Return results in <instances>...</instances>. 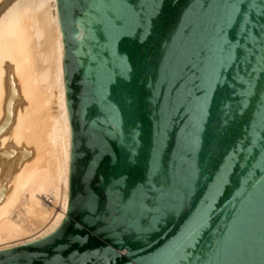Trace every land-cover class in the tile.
Segmentation results:
<instances>
[{
    "label": "water",
    "instance_id": "1",
    "mask_svg": "<svg viewBox=\"0 0 264 264\" xmlns=\"http://www.w3.org/2000/svg\"><path fill=\"white\" fill-rule=\"evenodd\" d=\"M66 217L0 264H264V0H56Z\"/></svg>",
    "mask_w": 264,
    "mask_h": 264
},
{
    "label": "bare ground",
    "instance_id": "2",
    "mask_svg": "<svg viewBox=\"0 0 264 264\" xmlns=\"http://www.w3.org/2000/svg\"><path fill=\"white\" fill-rule=\"evenodd\" d=\"M70 151L56 0H0V251L66 217Z\"/></svg>",
    "mask_w": 264,
    "mask_h": 264
},
{
    "label": "rangeland",
    "instance_id": "3",
    "mask_svg": "<svg viewBox=\"0 0 264 264\" xmlns=\"http://www.w3.org/2000/svg\"><path fill=\"white\" fill-rule=\"evenodd\" d=\"M52 111L55 113L57 111V108L55 106H53Z\"/></svg>",
    "mask_w": 264,
    "mask_h": 264
}]
</instances>
